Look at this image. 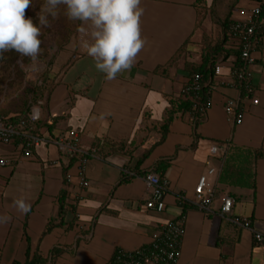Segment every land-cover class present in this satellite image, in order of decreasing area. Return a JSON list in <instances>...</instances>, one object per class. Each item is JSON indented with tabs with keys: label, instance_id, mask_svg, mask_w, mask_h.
Wrapping results in <instances>:
<instances>
[{
	"label": "crops",
	"instance_id": "0c3cea01",
	"mask_svg": "<svg viewBox=\"0 0 264 264\" xmlns=\"http://www.w3.org/2000/svg\"><path fill=\"white\" fill-rule=\"evenodd\" d=\"M229 1L205 0V7L214 12ZM141 6V35L147 42L130 71L106 80L79 48L76 31L62 50L69 55L53 73L47 105L41 100L39 106L40 116L49 123L60 117L51 132L41 128V134L55 139L77 129L81 149H96L85 164L88 186L80 183L79 161L69 167L68 156L52 142L28 158L20 156L18 142L0 143V157L10 161L0 166V215L12 217L10 223L0 225V261L23 264L27 251L48 256L60 247L62 253L53 264H112L116 251L148 245L163 225L185 216L176 264H264V248L254 237L255 232L264 234V28L253 52V91L247 94L231 86L233 56L219 59L211 107L197 128L198 140L190 116L179 115L159 142V126L169 107L167 97L180 95L184 86V60L171 67L168 75L157 69L166 66L187 40L193 54L205 35L208 17L199 0H142ZM250 7L251 0H239L231 19L237 18L240 8ZM228 44L234 46L232 40ZM228 98H238L244 111L239 125L226 119ZM216 143H227L224 154L211 153ZM229 144L231 173L226 182H220ZM255 151L260 152L256 159ZM161 160L169 163L164 173L152 171ZM207 160L215 168L212 174ZM149 171L167 180L161 212L146 207L151 193L144 176ZM201 175L207 176L214 189L207 212L193 204ZM123 177L129 180L120 183ZM62 190L69 202L77 204V223L71 230L55 227L44 234L57 214ZM227 195L234 198V214L251 218V229L221 216L222 198ZM20 196L31 204L26 215L12 207L13 199ZM183 204L188 205L184 213ZM72 216L69 213L67 219Z\"/></svg>",
	"mask_w": 264,
	"mask_h": 264
},
{
	"label": "built area",
	"instance_id": "2783aa9c",
	"mask_svg": "<svg viewBox=\"0 0 264 264\" xmlns=\"http://www.w3.org/2000/svg\"><path fill=\"white\" fill-rule=\"evenodd\" d=\"M261 13L259 4L250 8H240L237 12V18L231 22L229 33L234 45L240 50V62L233 67V81L231 86L237 87L240 91H246L250 94L253 89L251 81L255 68V58L253 52L256 49L258 37L256 35L259 27L258 19ZM215 67V74L217 68ZM201 88L200 75L193 77L190 90L198 91ZM211 98L205 102H199L196 105V111L193 112L192 118L196 116V112L205 115L211 107ZM253 103H258L254 100ZM39 115L37 118L36 111ZM224 111L227 121L234 125L243 122L244 111L240 107L238 98H228L224 105ZM40 118V108L34 107L27 115L21 117L16 123L9 121L6 117L0 116V143L12 144L18 142L20 156L24 158L31 157L34 152L46 143H54L59 150L65 155H74L76 153L89 154L95 156V150L83 151L80 147L81 136L77 129H70L65 135L57 138L35 133L34 127ZM227 150V143H216L211 146L212 154H224ZM89 157H84L79 162V179L82 186L89 185V180L85 176V164ZM18 159H16L17 161ZM10 161L4 157H0V166H5ZM208 173L215 172L210 160L206 161ZM68 180H72V176L68 174ZM148 189L151 193L150 199L146 202V207L161 212L165 209L164 193L167 180H161L159 174L155 172L147 173L144 176ZM214 189L207 181L206 175H201L195 187V200L193 204L202 211H210ZM234 198L227 195L222 198L220 214L228 217L235 225L245 228H252V220L249 217L237 216L233 213ZM185 216L178 220L170 221L163 225L152 237L151 242L134 251H126L120 249L113 257V264H176L180 253L181 244L185 234ZM255 240L264 248V234L255 232ZM0 264H6L0 261Z\"/></svg>",
	"mask_w": 264,
	"mask_h": 264
},
{
	"label": "clouds",
	"instance_id": "9594fccd",
	"mask_svg": "<svg viewBox=\"0 0 264 264\" xmlns=\"http://www.w3.org/2000/svg\"><path fill=\"white\" fill-rule=\"evenodd\" d=\"M141 3L142 0H43L37 24L26 15L32 0H0V60L4 53L14 51L21 57L22 68L24 57L31 65H39L42 29L51 27L48 17L59 18L63 6L67 20L80 22L79 48L92 58L95 69L106 80H114L131 70L147 42L141 35ZM38 115L37 110L33 118ZM12 207L23 215L31 211V204L23 196L14 198ZM11 220L10 215H0V225Z\"/></svg>",
	"mask_w": 264,
	"mask_h": 264
},
{
	"label": "trees",
	"instance_id": "16d2710c",
	"mask_svg": "<svg viewBox=\"0 0 264 264\" xmlns=\"http://www.w3.org/2000/svg\"><path fill=\"white\" fill-rule=\"evenodd\" d=\"M239 0H231L229 10L227 14L225 15L224 19L222 20L221 29H222V36L220 39L214 42H202L201 44V54L199 60H189V44L191 41L187 40L178 50V52L175 54L173 58L169 61V63L164 67H159L157 69V72L162 73L164 75H168V70L176 66L178 61L182 58L184 60V67L181 70V73L184 77V86L182 89V92L178 96H168V102L169 107L166 109L165 116L163 117L159 129L162 132V137L159 142L164 140L165 135L168 132L169 126L171 122L174 120L175 117L181 115V116H190L191 123L193 125V132H194V138L195 140H198L199 135L197 133V128L202 120L205 119V115H200L198 112H196V116L192 118V113L196 111V105L201 102H205L208 98L211 96L212 92V80L215 75V67L217 65V61L219 59H227L231 56L235 58L234 62L237 65L240 62V50L233 46L232 44H228V41L231 40V36L229 33V27L231 25V22L233 21L231 19L232 11L234 8L237 7ZM252 6H255L257 4L261 7V13L258 19L259 27L257 28L256 35L259 37L260 31L264 28V0H251ZM199 5L207 11V8L205 7V0H199ZM212 13V10H211ZM77 25V28L79 26ZM200 25V24H199ZM76 28V29H77ZM77 31V30H76ZM75 31V32H76ZM74 34V33H73ZM204 37V36H203ZM70 38V37H69ZM67 39V41L69 40ZM65 42V44L67 43ZM259 41V40H258ZM234 44V43H233ZM232 45V46H231ZM17 54L14 51L6 52L4 53V59L6 60L7 57L12 58ZM3 60H0V63ZM199 74L200 75V83L201 88L198 91H192L190 90V86L193 80L194 75ZM54 83V79L51 80V85L48 87V89H45L44 86H34L30 90V100L26 103V108L24 111V115L29 113V106L30 101H38L43 100L44 101V107L47 105L48 101V95L51 92L52 85ZM207 113V112H206ZM21 117L23 116H9L7 119L11 122L16 123ZM60 119V117H54L53 121L51 123L48 122L47 119L42 118L40 116L39 120L37 121L35 125L34 132L40 133L41 128H46L50 132L55 127L56 122ZM231 149V144H229L228 151L224 156L223 160V166L221 170V174L219 177L220 182H226V176L231 173L230 169L232 168L231 165L233 164V160L229 159V152ZM96 150V149H95ZM90 153V151H87ZM97 152V151H95ZM91 157L89 154H83V153H76L74 155H68V158L70 159L69 167L72 166V164L75 161H79L84 157ZM255 159L256 157L260 156V152L255 151L254 153ZM168 161L167 160H161L156 165V167L152 170L155 172L164 173L166 168L168 167ZM152 171H149L147 173H150ZM145 173V175L147 174ZM66 180V179H65ZM129 179L126 177H123L120 181V183L127 182ZM186 204H183V213L187 209ZM76 208L77 204L76 202H69L67 199V192L62 190L57 198V214L55 217H53L51 220H49L46 229L44 231V234H47L53 230L55 227H62L65 228V230H71L75 227L76 221H77V214H76ZM71 213L73 216L70 220L67 219L68 214ZM62 253V249L60 247H54L48 256H43L39 251H35L32 255L30 251H27V259L23 264H53L57 257ZM117 253V251L115 252ZM115 255V254H114ZM114 257V256H113ZM112 264H113V258H112ZM17 264V263H15Z\"/></svg>",
	"mask_w": 264,
	"mask_h": 264
},
{
	"label": "rangeland",
	"instance_id": "374dc122",
	"mask_svg": "<svg viewBox=\"0 0 264 264\" xmlns=\"http://www.w3.org/2000/svg\"><path fill=\"white\" fill-rule=\"evenodd\" d=\"M43 0H32V6L27 10L26 15L31 17L34 23L38 24L37 13ZM231 0L223 8L215 9L214 12L206 11L205 16L207 22L204 25L205 35L203 42H214L221 38L222 29L220 23L224 19L230 7ZM228 5V6H227ZM64 9L61 6L59 18L53 20L51 16L48 19L51 22V27L42 29L43 35L40 39L43 41L40 55L39 65H31L27 57H24L22 62L24 67H21L19 61L21 57L15 54L12 58L0 63V115H19L25 116L23 113L26 108V103L30 100V90L34 86H44L45 89L51 85L52 76L58 70L61 62L68 57V52L62 51L67 39L75 33L79 21H69L63 15ZM189 54L188 59L199 60L201 54V44ZM49 49H54L49 51ZM62 51V52H61ZM55 79V78H53ZM41 100L30 101L29 112L34 107L41 106ZM28 114V113H27ZM26 114V115H27Z\"/></svg>",
	"mask_w": 264,
	"mask_h": 264
}]
</instances>
